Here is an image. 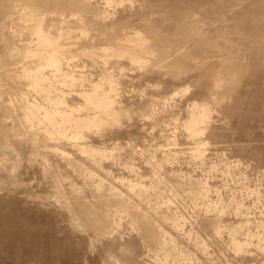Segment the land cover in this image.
<instances>
[{
    "label": "rangeland",
    "instance_id": "1",
    "mask_svg": "<svg viewBox=\"0 0 264 264\" xmlns=\"http://www.w3.org/2000/svg\"><path fill=\"white\" fill-rule=\"evenodd\" d=\"M0 264H264V0H0Z\"/></svg>",
    "mask_w": 264,
    "mask_h": 264
},
{
    "label": "bare ground",
    "instance_id": "2",
    "mask_svg": "<svg viewBox=\"0 0 264 264\" xmlns=\"http://www.w3.org/2000/svg\"><path fill=\"white\" fill-rule=\"evenodd\" d=\"M25 236L23 232H18V233H7L5 238L9 240L10 243H14V241H17V238ZM37 237V236H36ZM35 237V238H36ZM25 239V238H24ZM34 239V238H33Z\"/></svg>",
    "mask_w": 264,
    "mask_h": 264
}]
</instances>
